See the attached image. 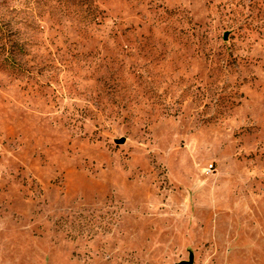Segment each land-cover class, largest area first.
Listing matches in <instances>:
<instances>
[{"label": "rangeland", "instance_id": "1", "mask_svg": "<svg viewBox=\"0 0 264 264\" xmlns=\"http://www.w3.org/2000/svg\"><path fill=\"white\" fill-rule=\"evenodd\" d=\"M182 261L264 264V0H0V264Z\"/></svg>", "mask_w": 264, "mask_h": 264}, {"label": "built area", "instance_id": "2", "mask_svg": "<svg viewBox=\"0 0 264 264\" xmlns=\"http://www.w3.org/2000/svg\"><path fill=\"white\" fill-rule=\"evenodd\" d=\"M211 170H212V165H208V166L206 167V171L209 172V171H211Z\"/></svg>", "mask_w": 264, "mask_h": 264}, {"label": "water", "instance_id": "3", "mask_svg": "<svg viewBox=\"0 0 264 264\" xmlns=\"http://www.w3.org/2000/svg\"><path fill=\"white\" fill-rule=\"evenodd\" d=\"M123 141V139H120L119 140V142H122ZM177 264H185L183 261L182 262H179V263H177ZM186 264H191V262H186Z\"/></svg>", "mask_w": 264, "mask_h": 264}]
</instances>
